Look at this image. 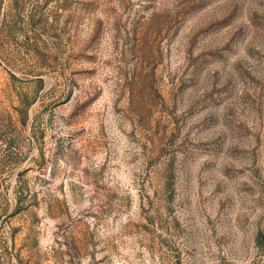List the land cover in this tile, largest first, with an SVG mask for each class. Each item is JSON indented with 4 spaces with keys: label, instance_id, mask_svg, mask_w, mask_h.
I'll return each instance as SVG.
<instances>
[{
    "label": "rangeland",
    "instance_id": "rangeland-1",
    "mask_svg": "<svg viewBox=\"0 0 264 264\" xmlns=\"http://www.w3.org/2000/svg\"><path fill=\"white\" fill-rule=\"evenodd\" d=\"M0 264H264V0H0Z\"/></svg>",
    "mask_w": 264,
    "mask_h": 264
}]
</instances>
